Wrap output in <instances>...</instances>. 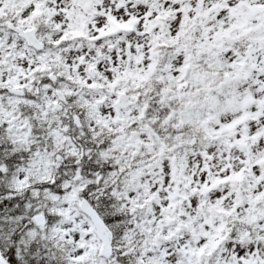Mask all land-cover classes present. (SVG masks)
Here are the masks:
<instances>
[{
	"label": "snow or ice",
	"instance_id": "obj_1",
	"mask_svg": "<svg viewBox=\"0 0 264 264\" xmlns=\"http://www.w3.org/2000/svg\"><path fill=\"white\" fill-rule=\"evenodd\" d=\"M0 264H264V0H0Z\"/></svg>",
	"mask_w": 264,
	"mask_h": 264
}]
</instances>
